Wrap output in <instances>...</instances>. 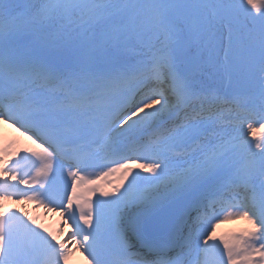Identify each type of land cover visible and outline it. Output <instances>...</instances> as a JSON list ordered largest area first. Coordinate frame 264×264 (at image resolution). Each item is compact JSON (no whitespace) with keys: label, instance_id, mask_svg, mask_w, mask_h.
<instances>
[{"label":"snow or ice","instance_id":"snow-or-ice-1","mask_svg":"<svg viewBox=\"0 0 264 264\" xmlns=\"http://www.w3.org/2000/svg\"><path fill=\"white\" fill-rule=\"evenodd\" d=\"M0 122L40 149L0 200L64 208L89 264H264V0H0ZM94 168L127 183L74 196ZM69 254L0 211V264Z\"/></svg>","mask_w":264,"mask_h":264},{"label":"rangeland","instance_id":"rangeland-1","mask_svg":"<svg viewBox=\"0 0 264 264\" xmlns=\"http://www.w3.org/2000/svg\"><path fill=\"white\" fill-rule=\"evenodd\" d=\"M11 131V129H10ZM248 131V126L247 124L244 125V127L242 129L237 128L233 130V134L234 135H241L244 136L246 135ZM14 132V131H13ZM247 139H253V137L251 136H247ZM254 142H260L259 138L256 136L255 137V141ZM0 148H3L2 152L0 154H3V161H6L7 163L5 164V166L9 167V160L11 161V155L12 154H16L19 153L20 151L25 150L26 147L22 146L21 144H12V145H7V144H0ZM26 178V176H25ZM7 179L6 176H0V181L1 183H3V181ZM9 184H15V181H8ZM18 188L25 191L27 186L24 184H20L18 185ZM26 192V191H25ZM23 198H20L19 196H12V198L10 199H6V200H0L1 204H6L9 208H11L12 212H17L18 209H20V216L22 218H27L29 217L30 221H35V224L37 225L38 220H45V219H49L50 218V212L47 211L46 213L39 207L42 205H38V203L36 204V207H31V204L23 201V205H21L20 201ZM215 223V227H217L218 229H224V232L226 231V235L223 236V238L225 239H229L232 236L235 235H241L244 234L248 231H251L252 226L249 223V221L243 217H234V218H230V219H222L219 223H216L215 221L213 222ZM224 224V226H223ZM222 234V231L220 233V235ZM70 242H67L65 244V247L68 248V244ZM69 251L71 252L69 254L68 257V261L69 260H74L71 258H80L79 253L77 251V248L71 243L70 247L68 248ZM74 256V257H73Z\"/></svg>","mask_w":264,"mask_h":264},{"label":"bare ground","instance_id":"bare-ground-1","mask_svg":"<svg viewBox=\"0 0 264 264\" xmlns=\"http://www.w3.org/2000/svg\"><path fill=\"white\" fill-rule=\"evenodd\" d=\"M3 129L6 132V136L4 138L2 137L0 141H2L4 139L6 140V139L9 138V141L11 140V142H13L14 144H21L24 147L30 148L32 150V152L33 151H40V149L35 144H33L30 141L26 140V138L24 136L20 135L19 132H16V131L13 132L12 130L10 131L8 127H6L3 124H1L0 125V131L1 132H4ZM25 154L26 153L23 152V153H21V155L14 156V158H13L14 162L16 160L20 159V157L23 156V155H25ZM21 168H24V171L25 172H23V169H21ZM20 171L23 172V173H34V172H30V171H34V169L31 167L30 162H26V161H21ZM64 175H65V178H67V170L66 169L64 171ZM27 178L29 179L30 176H28ZM34 186L35 185H33V187ZM20 203L23 204V200H21ZM42 203H43L44 206H47V209H54L55 210L56 208H58V207H55L53 204L48 203L46 200H43ZM57 204H59V202H57ZM3 205H4V210L6 211V207L7 206L5 204H3ZM0 211H1V209H0ZM223 226H224V224H223ZM62 228L63 227H61V230H62ZM218 230L219 229L215 228V236L216 237L219 234V231ZM220 230H224V229L222 228ZM49 234L51 236H55L57 240H59V241H61L63 243L66 242V238H65V236H64V234L62 232L59 235V233L50 231ZM216 242L219 243V241H216ZM69 247H70V245L68 246V248ZM70 264H75V263L74 262H70ZM81 264H82V262H81Z\"/></svg>","mask_w":264,"mask_h":264},{"label":"trees","instance_id":"trees-1","mask_svg":"<svg viewBox=\"0 0 264 264\" xmlns=\"http://www.w3.org/2000/svg\"><path fill=\"white\" fill-rule=\"evenodd\" d=\"M256 135H258V137H261V134L259 133V131H257V134Z\"/></svg>","mask_w":264,"mask_h":264}]
</instances>
